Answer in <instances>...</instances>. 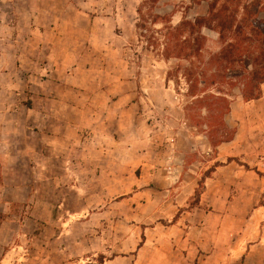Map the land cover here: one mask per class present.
Wrapping results in <instances>:
<instances>
[{
    "label": "rangeland",
    "instance_id": "1",
    "mask_svg": "<svg viewBox=\"0 0 264 264\" xmlns=\"http://www.w3.org/2000/svg\"><path fill=\"white\" fill-rule=\"evenodd\" d=\"M143 1L79 0L82 11L110 15L114 24L96 21L95 40L80 37L77 50L72 41L64 58L35 60L31 45L2 50L7 55L0 54V71L6 74L0 75V87L8 88L9 100L30 107L38 96L64 99L57 86L67 79L73 116L65 123L56 115L49 132L36 133L35 121H29L31 150L41 133L57 140L49 155L32 159L28 202L0 212V264H264V104L248 111L235 107L220 117V133L240 128L241 138L214 148L206 110L184 96L180 56L167 59L162 46L148 42L153 35L163 40L166 27L180 26L183 15L189 20L204 15L207 3L160 0L155 11L171 22L138 29ZM151 12L144 7L147 20ZM203 33L206 52H218V33L207 28ZM55 63L69 76L51 75ZM211 92L217 94L216 88ZM231 93V105H242L237 85ZM22 125H9L2 139L7 151L0 157L9 163L14 160L6 153L21 146V135L11 131L19 133ZM7 174L0 166V197ZM34 201L41 203L46 222L35 218L25 226ZM182 212L198 214L181 221L194 233V249L184 253Z\"/></svg>",
    "mask_w": 264,
    "mask_h": 264
},
{
    "label": "crops",
    "instance_id": "2",
    "mask_svg": "<svg viewBox=\"0 0 264 264\" xmlns=\"http://www.w3.org/2000/svg\"><path fill=\"white\" fill-rule=\"evenodd\" d=\"M96 21L108 28L114 24V18L110 15L104 14L102 17H98L90 12L85 13V11H82L79 0H0V54L6 57L7 52L4 54L3 51H7L10 44L16 46L22 44L31 45L29 50H33L35 60L46 58L55 61L58 58H64L70 54L69 49L72 41L76 45L74 50H77V44H82L80 37L90 36L86 39L90 44L92 43L91 40H95L93 35L96 30ZM106 48L112 49L113 47L108 42ZM15 52L16 57H18V51ZM43 70V68H40L35 70V72L39 74ZM19 71L22 72V70L17 69V72ZM2 74H6V71H0V75ZM51 75L67 77V75L69 76V71L55 63L54 67H52ZM66 81L67 79L61 80L63 83L59 82V87L57 86L59 91L65 92L64 99L52 100L48 97L38 96L39 98L30 107H27L18 99L9 100L7 95V92H9L8 88L0 87V94H2L0 98V152L7 151L6 146H3L6 144L2 142V139L10 134L9 125L15 127L23 124L19 133L18 131H11L14 135H21V146L13 153H6V155L12 157L14 162L9 163V158H4L3 160L0 157V166L8 171L0 197V212L2 213H10V207L14 203L24 204L28 202L31 192L34 191L32 180L28 182L27 179L29 168L36 169L32 159L34 155L43 158L49 155L48 150L53 148V141L57 140L56 135L41 133L44 137H42L39 146L35 151L31 150L26 146V138L28 137L26 131H30V127H28L30 125L29 121H35L34 126H37L39 131L36 129L34 131L39 133L43 130H50V124L57 120L56 115H59L58 118L64 119L65 123L67 119L71 120L73 116L71 112L73 105L70 99L66 98L67 90H71V88ZM37 92L43 93L41 90H37ZM15 93L19 96L21 91L17 90ZM261 104H264V84L262 85V97L260 99L249 102L243 101L242 105L239 101L233 102L231 109L232 113L235 107L238 109L244 108V110L248 111L253 105L257 107ZM56 107L60 109L59 114L55 110ZM55 132L52 131V134H55ZM240 136L239 128L233 143L240 141ZM40 209L41 203L34 201L31 212L23 219L25 226H29V221H34L35 218L43 221L47 219H43ZM197 216L198 214L194 212L180 213V253H184L185 249L187 251L194 249V241H191L192 239L194 240V233L193 231L188 232L185 230L181 221L190 218L194 219ZM186 227L193 228V226H188L187 224Z\"/></svg>",
    "mask_w": 264,
    "mask_h": 264
},
{
    "label": "trees",
    "instance_id": "3",
    "mask_svg": "<svg viewBox=\"0 0 264 264\" xmlns=\"http://www.w3.org/2000/svg\"><path fill=\"white\" fill-rule=\"evenodd\" d=\"M207 10L189 20L183 15L180 26H167L163 40L150 37V47L162 46L161 54L170 59L180 56V81L186 85L185 97L192 104L203 107V119L208 127L212 146L217 148L223 142H230L237 131L220 133L223 124L220 117L231 111L232 88L237 85L245 102L262 97L264 84V0H205ZM160 0H144L137 8L140 20L138 29H146L147 23L159 24L171 21L167 15L155 11ZM152 11L150 20L143 14L144 7ZM155 7V8H154ZM218 33L220 50L206 52L207 36L203 29ZM141 37L146 35L141 34ZM153 38L154 40H151ZM160 48V47H159ZM216 88L217 94L211 92ZM219 119V122H218ZM196 196L200 197L204 180L199 183Z\"/></svg>",
    "mask_w": 264,
    "mask_h": 264
}]
</instances>
